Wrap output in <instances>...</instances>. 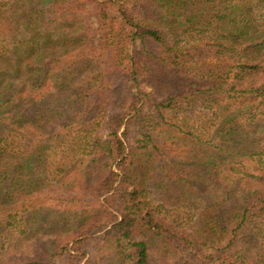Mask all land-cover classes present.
<instances>
[{
    "label": "trees",
    "instance_id": "trees-1",
    "mask_svg": "<svg viewBox=\"0 0 264 264\" xmlns=\"http://www.w3.org/2000/svg\"><path fill=\"white\" fill-rule=\"evenodd\" d=\"M73 2L38 13L60 31ZM92 2L90 49L0 4V264H80L105 227L96 262L263 264L264 139L226 99L264 114V0Z\"/></svg>",
    "mask_w": 264,
    "mask_h": 264
},
{
    "label": "rangeland",
    "instance_id": "rangeland-1",
    "mask_svg": "<svg viewBox=\"0 0 264 264\" xmlns=\"http://www.w3.org/2000/svg\"><path fill=\"white\" fill-rule=\"evenodd\" d=\"M70 1V0H68ZM32 3H37L36 6H33L29 3H27V0H0V4L6 5H13V9L10 10L11 12L14 11L13 16L15 17H19L20 20H24L27 18L28 15H31L34 17L38 16L39 18H37V21L34 20V23L36 24H41V27L43 28V31H47L49 30L48 28H54V35L58 36L61 38L60 39V43L56 45V49H62V48H69L73 46V42H74V38L76 37V35L80 34H84L85 39L83 41L81 45V47H83L84 49L87 48V46H89L90 49V45L93 43V38L95 36L94 30L96 29L95 24H94V20H93V13H94V3L92 2V0H74L73 3L69 4L66 3L67 7H73L71 11H68V13L71 14L70 19H61V23L63 22L64 24L61 25L60 31H58V29H55V25L57 26L56 22H58L59 16L56 13V17H50V18H42V16L40 15V12L38 13L39 8H41V0H32ZM7 11V12H10ZM74 13H76L74 15ZM60 14V13H59ZM79 16V21L74 22V16ZM23 17V18H22ZM22 18V19H21ZM58 18V19H57ZM5 25L6 27L4 28L5 30H3L6 34H7V30H9L11 32V30L16 29L17 33L18 31V27L15 26V24L13 23V21L7 20L5 21ZM57 28V27H56ZM60 32V33H58ZM13 33V34H14ZM45 36V35H44ZM73 41V42H72ZM88 49V48H87ZM87 73L85 72V70H82V72H78L77 73V78L78 80H85L86 79V75ZM121 82V80L119 78H116L113 82H109L108 84V90L111 92V95H115L116 93L119 92V89L121 88V85H119ZM111 84V85H110ZM128 84V85H127ZM126 84V88L129 86V83ZM112 86V88H110ZM114 88V89H113ZM112 91H111V90ZM59 94V93H58ZM64 98L67 97V95L63 96ZM68 97L70 98V95L68 93ZM117 99V98H115ZM227 104H228V108L229 112H235L238 109L240 110V113L243 115V117L245 119H247V123L248 125H246V123H244L245 125L243 126V132L244 134H246V137L244 138L245 140H251L253 138H263L264 139V114H261V109L259 110V112H255V109H253V106L255 105V103L258 102L257 100L255 101L254 98H249L246 95H243L241 97L238 98H229L226 99ZM116 101V100H113ZM117 102V101H116ZM120 101L117 103V105H119ZM121 105V103H120ZM261 112V113H260ZM209 113V112H207ZM238 113V111H237ZM210 117V113L209 115H207ZM244 119V120H245ZM103 119H100L99 121H101ZM207 125V129L210 131L212 130L211 127H214L215 122L213 123V121H207L206 122ZM102 126H105L104 124ZM79 127V126H78ZM78 127H73L70 128L69 130H64V132L68 133H73L72 131L77 129ZM79 129V128H78ZM82 129V128H81ZM70 131V132H69ZM123 131V127H121L119 134H121V132ZM134 135V130L132 129V127L129 130V141L132 142V136ZM234 174V173H233ZM64 185H62L63 189L62 190H66L65 184L67 182V178L63 181ZM227 184L229 185V187L227 186V188L229 189V191H234L235 189L233 188V183L230 181H227ZM239 184V183H238ZM221 189L217 188L214 190V194L212 193V196L216 195L218 196L220 194ZM235 196V194H234ZM91 201L94 202L93 199H91ZM96 202L92 203L91 205L95 204ZM48 206L53 207L51 204H48ZM56 208V207H55ZM64 215H68V214H64ZM72 216V215H71ZM47 222L44 224V226L46 228L48 227H52L55 226L56 228H58L59 224H62L65 220L63 219V215L61 216H54V217H49V219L46 220ZM55 221V222H54ZM108 227H105L103 229H101L100 231L94 232L92 235H90V243L86 246V251L89 253L87 254V256L83 257L80 261V264H128L126 259L123 258H117L115 256H101L102 258L99 259V262L97 260H95V257L97 256V251L95 250V246L97 245L102 233L107 230ZM243 249L246 250L247 253L251 254L252 256H260V258L262 259V263L264 264V238L260 241H248L244 244ZM63 260V258L58 259V264H61V261ZM87 262V263H86Z\"/></svg>",
    "mask_w": 264,
    "mask_h": 264
}]
</instances>
